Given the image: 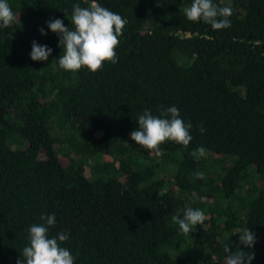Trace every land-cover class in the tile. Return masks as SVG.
<instances>
[{
    "label": "trees",
    "instance_id": "16d2710c",
    "mask_svg": "<svg viewBox=\"0 0 264 264\" xmlns=\"http://www.w3.org/2000/svg\"><path fill=\"white\" fill-rule=\"evenodd\" d=\"M7 2L18 19L0 28V264H26L32 224L67 233L74 264H225L229 242L264 264V0H213L232 8L221 30L187 19L192 0H97L127 23L118 62L94 73L59 67L46 24L74 30L73 6L90 0ZM33 40L48 60L30 58ZM171 106L192 124L187 148L167 141L157 156L131 140L144 110ZM188 207L207 219L185 235L172 217ZM51 214L54 226L40 219Z\"/></svg>",
    "mask_w": 264,
    "mask_h": 264
},
{
    "label": "clouds",
    "instance_id": "9594fccd",
    "mask_svg": "<svg viewBox=\"0 0 264 264\" xmlns=\"http://www.w3.org/2000/svg\"><path fill=\"white\" fill-rule=\"evenodd\" d=\"M159 3L157 0L158 6ZM184 12L189 21L203 20L214 30L231 27L230 3L227 6H218L213 0H192L190 7L185 8ZM17 19L18 16L7 0H0V28L11 27ZM71 23L74 30H70L59 18L46 21L48 29L59 36L58 46H63V55L58 59L61 69L76 72L83 67L94 73L101 70L105 62H118L116 48L120 44L119 37L123 35L126 19L101 6L97 0H90L88 7H81L79 4L73 6ZM38 30L41 35L47 34L42 27ZM51 52L52 49L47 45L32 41L30 58L33 61L48 60ZM137 123L138 128L130 133L131 140L157 156L162 155L160 146L167 141L187 148L193 139L189 131L192 128L191 122L185 123L180 118L176 106L162 109L159 116L146 109L138 116ZM199 130L205 131L203 127ZM190 155L198 160L205 155V149L201 146L190 152ZM194 175L199 179L203 178L202 172H195ZM40 219L46 220L48 226H54L56 222L54 214L42 215ZM206 219L203 210L192 207H188L182 217H172L173 223L178 224L181 233L185 235L192 233ZM28 233L30 243L23 249L26 264H74L71 252L61 246V242L69 239L67 233L61 232L50 238L49 228L45 224H32ZM239 234L240 245L252 249L256 242V233L245 227ZM229 244L230 242L224 245L225 264H250L254 259L253 251L237 247L233 252ZM16 264H21L20 259Z\"/></svg>",
    "mask_w": 264,
    "mask_h": 264
}]
</instances>
